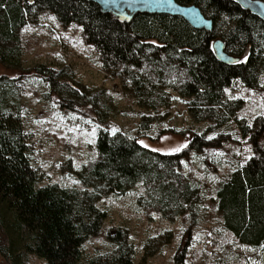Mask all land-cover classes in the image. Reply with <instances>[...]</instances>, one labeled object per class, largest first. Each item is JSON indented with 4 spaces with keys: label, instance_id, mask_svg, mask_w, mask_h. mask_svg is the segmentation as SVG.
<instances>
[{
    "label": "trees",
    "instance_id": "trees-1",
    "mask_svg": "<svg viewBox=\"0 0 264 264\" xmlns=\"http://www.w3.org/2000/svg\"><path fill=\"white\" fill-rule=\"evenodd\" d=\"M175 1L198 6L212 20L211 31L192 29L180 17L166 14L136 13L127 21L102 13L96 4L84 0H0V64L18 67V29L35 13L48 11L62 26L79 27L82 41L97 52L102 70L120 80L139 108L152 111L165 106L164 90L169 89L181 98L193 122L222 127L233 120L252 154L218 183L215 207L222 227L239 243L264 249V117L256 116L249 123L235 118L243 101L223 93L235 79L248 88L259 86L264 21L233 0ZM216 38L236 62L227 64L215 57L211 42ZM35 71L48 82L62 107L86 106L102 127L94 137L95 158L88 165L68 167L80 188L42 183L29 159L20 93L11 79L0 76V257L7 264H25L27 256L41 264H135L122 229L106 233V250L85 256L82 245L99 234L107 217L98 200L122 195L138 183L146 197L139 196L136 202L143 203L145 210H154L167 221L186 214L192 224L201 195L190 173L180 169V162L190 150L219 146L227 133L206 138L192 132L180 151H155L135 137L104 128L107 110L96 109L97 96L87 93L83 85H71L42 66ZM150 120L141 117L139 126L148 128Z\"/></svg>",
    "mask_w": 264,
    "mask_h": 264
},
{
    "label": "rangeland",
    "instance_id": "rangeland-1",
    "mask_svg": "<svg viewBox=\"0 0 264 264\" xmlns=\"http://www.w3.org/2000/svg\"><path fill=\"white\" fill-rule=\"evenodd\" d=\"M17 34L21 44L19 65L12 68L0 64V76L11 79L20 93L29 159L42 183L80 188L68 167L88 165L95 158L94 137L102 126L86 106L62 107L48 82L35 71L38 66L59 73L61 80L71 85H83L87 93L97 96L96 109L107 110L104 128L135 137L152 150L178 152L187 145L192 132L206 138L227 133V140L219 146L205 147L201 152L190 150L180 162V169L190 173L201 195L192 224H188L186 214L167 221L154 210H145L143 203L136 202L137 197H146L144 187L138 183L122 195L109 194L98 200L97 205L106 210L107 217L99 234L83 243L85 256L108 249L106 233L119 228L133 248L135 264H264L263 247L239 243L222 227L215 207L218 183L234 165L252 154L249 142L240 136L233 120L222 127L208 121L193 122L181 98L169 89L164 90L165 106L152 111L139 108L120 80L102 70L97 52L82 41L79 27L73 23L62 26L48 11L35 13ZM258 85L248 88L235 79L223 89L226 98L243 101L235 118L249 123L256 116L264 117V69ZM157 93L160 95L162 90ZM143 116L151 118L146 129L139 126ZM0 264L7 262L0 257ZM25 264L41 261L27 256Z\"/></svg>",
    "mask_w": 264,
    "mask_h": 264
},
{
    "label": "water",
    "instance_id": "water-1",
    "mask_svg": "<svg viewBox=\"0 0 264 264\" xmlns=\"http://www.w3.org/2000/svg\"><path fill=\"white\" fill-rule=\"evenodd\" d=\"M96 4L102 13L112 17L129 21L136 13L166 14L178 16L192 29L210 32L212 20L203 15L199 7L194 4H179L175 0H84ZM242 10L248 11L264 21V2L262 0H233ZM211 49L215 57L230 64L237 58L227 54L223 49V42L216 38L211 42Z\"/></svg>",
    "mask_w": 264,
    "mask_h": 264
},
{
    "label": "snow or ice",
    "instance_id": "snow-or-ice-1",
    "mask_svg": "<svg viewBox=\"0 0 264 264\" xmlns=\"http://www.w3.org/2000/svg\"><path fill=\"white\" fill-rule=\"evenodd\" d=\"M180 149H177V151H179Z\"/></svg>",
    "mask_w": 264,
    "mask_h": 264
}]
</instances>
